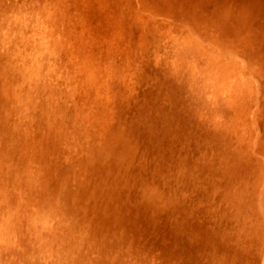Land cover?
Returning a JSON list of instances; mask_svg holds the SVG:
<instances>
[{
  "label": "rangeland",
  "instance_id": "rangeland-1",
  "mask_svg": "<svg viewBox=\"0 0 264 264\" xmlns=\"http://www.w3.org/2000/svg\"><path fill=\"white\" fill-rule=\"evenodd\" d=\"M166 1L0 0V183L40 171L80 264H264V0Z\"/></svg>",
  "mask_w": 264,
  "mask_h": 264
},
{
  "label": "clouds",
  "instance_id": "clouds-1",
  "mask_svg": "<svg viewBox=\"0 0 264 264\" xmlns=\"http://www.w3.org/2000/svg\"><path fill=\"white\" fill-rule=\"evenodd\" d=\"M37 168L0 183V264H80L79 233Z\"/></svg>",
  "mask_w": 264,
  "mask_h": 264
},
{
  "label": "bare ground",
  "instance_id": "bare-ground-1",
  "mask_svg": "<svg viewBox=\"0 0 264 264\" xmlns=\"http://www.w3.org/2000/svg\"><path fill=\"white\" fill-rule=\"evenodd\" d=\"M161 1H162V0H161ZM163 1H164V0H163ZM167 1H169V0H167ZM167 1H166V2H167ZM174 1H175V0H174ZM178 1H179V0H178ZM187 1H188V0H187ZM207 1H208V0H207ZM207 1H206V2H207ZM209 1H210V0H209ZM209 1H208V2H209ZM229 1H230V0H229ZM229 1H228V2H229ZM243 1H244V0H243ZM243 1H242V3H243ZM247 1L249 2V0H247ZM247 1H246V2H247ZM180 2H181V0H180ZM182 2H183V1H182ZM182 2H181V3H182ZM189 2H190V1H189ZM198 2L201 3L202 1H200V0L198 1V0H197V3H198ZM212 2H213V1H212ZM216 2H217V1H215V3H216ZM232 2H233V1H232ZM157 3H160V2L157 1ZM176 3H177V2H176ZM176 3H170V4H171V6H172V5L176 4ZM185 3H186V2H185ZM203 3H204V2H203ZM213 3H214V2H213ZM249 3H250V6L252 7L253 5H251V2H249ZM142 4H143V3H142ZM146 4H147V3H146ZM167 4L170 5L169 3H167ZM177 4H178V3H177ZM177 4H176V5H177ZM179 4H180V3H179ZM243 4H244V3H243ZM253 4H254V3H253ZM257 4H258V3H257ZM261 4H262V2H261ZM176 5H175V9H176ZM193 5H194V4H193ZM193 5H192V6H193ZM200 5H201V4H200ZM200 5H198V7H199ZM208 5H210V3H208ZM216 5H217V4H216ZM227 5H228V4H227ZM230 5H231V4H230ZM232 5H233V4H232ZM240 5H241V4H240ZM245 5H246V4H245ZM166 6H167V5H166ZM166 6H165V8H166ZM224 6H226V5H224ZM247 6H248V5H247ZM122 7H123V6H122ZM147 7H148V6H147ZM160 7H161V6H160ZM177 7H178V6H177ZM186 7L189 8L188 5H187ZM194 7L196 8V5H194ZM198 7H197L196 9H198ZM214 7H215V6H214ZM227 7H228V6H227ZM229 7H230V6H229ZM232 7H233V6H231L230 8H232ZM241 7H242V6H241ZM241 7H240V8H241ZM248 7H249V6H248ZM163 8H164V7H163ZM173 8H174V6H173ZM173 8H170V9H173ZM187 8H185V9H187ZM199 8H200V7H199ZM207 8H208V7H207ZM212 8H213V7H212ZM224 8H225V7H224ZM238 8H239V7H238ZM238 8H237V9H238ZM246 8H247V7H246ZM246 8H245V9H246ZM256 8L258 9V6H256ZM263 8H264V7H263ZM123 9H124V8H123ZM123 9H122V10H123ZM175 9H174V10H175ZM190 9H192V8H190ZM257 9H256V10H257ZM181 10H182V9H181ZM213 10H214V9H213ZM217 10H218V9H217ZM254 10H255V9H254ZM256 10H255V11H256ZM263 10H264V9H263ZM176 11H177V10H176ZM178 11H179V10H178ZM178 11H177V13H178ZM186 11H188V10H186ZM195 11H197V10H194V13H196ZM218 11H219V10H218ZM218 11H217V12H218ZM228 11L230 12V10H228ZM228 11H226V12L228 13ZM237 11H238V10H237ZM259 11H260V10H259ZM259 11H258V12H259ZM181 12H182V11H179V13H181ZM184 12H185V11H184ZM184 12H183V13H184ZM203 12H204V11H203ZM206 12H207V11H205V13H206ZM208 12H209V11H208ZM219 12H220V11H219ZM219 12H218V14H219ZM238 12H239V11H238ZM238 12H237V13H238ZM185 13H186V12H185ZM198 13H199V12H198ZM200 13H201V12H200ZM244 13H245V12H244ZM188 14H189V13H187L186 15H188ZM202 14H203V13H202ZM212 14H213V13H211L209 16H210V17H213ZM228 14H229V13H228ZM242 14H243V13H242ZM242 14H241V16H242ZM190 15L192 16V14H190ZM193 15H194V14H193ZM196 15H197V14H196ZM196 15H195V16H196ZM213 15H214V14H213ZM232 15H234V14H232ZM235 15H236V13H235ZM259 15H260V13H259ZM195 16H194V17H195ZM216 16H217V15H216ZM228 16H229V15H228ZM255 16H256V15H255ZM198 17H199V15H198ZM198 17H197V18H198ZM225 17H226V15H225ZM229 17H230V16H229ZM229 17H226V18L228 19ZM237 17L239 18V14H238ZM237 17H235L234 20H235ZM243 17H245V15H244ZM256 17H257V16H256ZM258 17H259V16H258ZM260 17H261V16H260ZM195 18H196V17H195ZM197 18H196V19H197ZM203 18H204V17H203ZM207 18H208V17H207ZM220 18H222V17H219L218 19H220ZM230 18H232V17H230ZM230 18H229V19H230ZM247 18H248V17H247ZM252 18H253L252 20H254V17H252ZM199 19H200V18H199ZM199 19H197V21H198ZM205 19H206V18H205ZM208 19H209V18H208ZM210 19H211V18H210ZM223 19H224V18H223ZM243 19H244V18H243ZM248 19H249V18H248ZM193 20H194V19H193ZM231 20H232V19H231ZM238 20H239V19H238ZM261 20H262V19H261ZM201 21H202V20H201ZM215 21H216V20H215ZM222 21H223V20H221V22H222ZM219 22H220V21H219ZM230 22H231V21H230ZM243 22H244V21H243ZM243 22H242V23H243ZM249 22H250V21H249ZM252 22H253V21H252ZM252 22H251V23H252ZM256 22H257V21H256ZM205 23H206V22H205ZM225 23H226V21H225ZM236 23H238V22H236ZM240 23H241V22H240ZM247 23H248V22H247ZM210 24H211V23H210ZM213 24H214V23L212 22V25H213ZM215 24H217V22H215ZM220 24H221V23H220ZM217 25L220 26L219 24H217ZM230 25H231V24H227V25L225 24V26L223 25V27L226 28L225 30H223V33L225 34L226 37H227V36L230 37V38L227 37L228 40H229V39H232V38H231V35H233V32H232L233 30H232V28H230ZM232 25H233V24H232ZM235 25H237V24H235ZM245 25H246V24H245ZM241 26H242V25H241ZM221 27H222V26H221ZM243 27H245V26H243ZM243 27H242V28H243ZM251 27H252V26H251ZM218 28H219V27H218ZM233 28H234V27H233ZM195 29H196V28H195ZM207 29L209 30V28H207ZM210 29H211V27H210ZM235 29H236V28H235ZM253 29H254V28H252V30H253ZM241 30H243V29H241ZM245 30H246V29H245ZM248 30H249V27H248ZM248 30H247V31H248ZM250 30H251V29H250ZM195 31H196V30H195ZM243 31H244V30H243ZM196 32H197V31H196ZM237 32H238V31H237ZM250 32H251V31H250ZM250 32H249V33H250ZM201 33H202V32H201ZM203 33H204V32H203ZM216 33H217V32H216ZM220 33H221V32H220ZM223 33H222V34H223ZM247 33H248V32H247ZM247 33H246V34H247ZM207 35H208V34H207ZM209 35H213V34H209ZM234 35H236V34H234ZM215 36H216V35H215ZM236 36H237V35H236ZM238 36L241 37V36H244V35H242V34L239 33ZM232 37H233V36H232ZM248 37H249V36H248ZM213 38H214V37H213ZM224 38H225V37H224ZM233 38H235V37H233ZM238 38H239V37H238ZM243 38H244V37H243ZM243 38L241 39V41L243 40ZM239 39H240V38H239ZM224 40H225V41L222 40L223 43L226 42V39H224ZM232 40H233V39H232ZM245 40H246V39H245ZM249 40H250V39H249ZM253 40H254V39H253ZM205 41H206V40H205ZM241 41H239V43H240V44H241V43L243 44L244 41H243V42H241ZM209 42H210V41H209ZM232 42H234V40H233ZM247 42H248V41H247ZM250 42H251V41H250ZM220 43H221V42H220ZM235 43H237V42H235ZM203 44H204V43H203ZM214 44H215V43H214ZM224 44H225V43H224ZM242 44H241V45H242ZM245 44H246V43H245ZM245 44H243V46H244ZM234 45L236 46V44H234ZM249 45H250V44H249ZM202 46H203V45H202ZM238 46H240V45L238 44ZM246 46H247V45H246ZM250 46H251V45H250ZM254 46H255V45H254ZM203 47H204V46H203ZM206 47H207V46L205 45L204 48H206ZM236 47H237V46H236ZM248 47H249V46H248ZM251 47H252V46H251ZM239 49H240V48H239ZM209 50H210V49H209ZM222 50H224V49H222ZM242 50H243V49H242ZM260 50H261V49H260ZM216 51H217V50H216ZM244 51H245V50H244ZM261 51H262V50H261ZM255 53H256V52H255ZM219 54H221V53H219ZM219 54H217V55H219ZM243 54H244V53H243ZM258 55H259V53H258ZM260 55H261V54H260ZM263 55H264V53H263ZM219 56H220V55H219ZM254 56H255V55H254ZM249 57H250V56H249ZM218 58H219V57H218ZM218 58H217V59H218ZM220 58H221V57H220ZM220 58H219V59H220ZM219 59H218V60H219ZM222 59H223V58H222ZM249 59H250V58H249ZM223 60H226V61H227V59H223ZM220 61H221V60H220ZM220 61H218V62H219V64H221V66H222V64H223L224 61H221L222 63H220ZM229 61H230V60H229ZM239 61H240V60H239ZM218 62H217V63H218ZM247 62H248V61H247ZM247 62H246V63H247ZM240 63H241V62H240ZM250 63H252V61H251ZM219 64H218L217 66H219ZM236 64H237V63H236ZM239 66H240V65H239ZM249 66H251V65H249ZM236 70L238 71V73L240 72L239 69H236ZM248 70H249V69H248ZM250 70H251V69H250ZM246 71H247V70H246ZM226 73H227V72H226ZM226 73H225V74H226ZM235 73H236V72H235ZM255 73H256V72H255ZM242 74H243V73H242ZM240 75H241V74H240ZM225 77H228V78H229V76H228L227 74H226ZM259 77H260V76H259ZM234 78H235V77H234ZM239 78H240V76H239ZM239 78H238V79H239ZM225 79H226V78H225ZM242 79H243V78H242ZM234 80H236V78H235ZM230 81H233V80H230ZM243 81L246 82L245 80H243ZM243 81H242V82H243ZM244 82H243V83H240V84L243 85ZM246 83H247V82H246ZM254 84H255V83H254ZM245 86H246V84H245ZM255 86H256V85H255ZM243 88H244V87H243ZM260 88H261V87H260ZM260 88H259V89H260ZM244 89H245V88H244ZM261 89H262V88H261ZM246 90H247V89H246ZM257 90H258V89H257ZM257 90H256V91L254 90V91H255V92H258ZM248 91H249V88H248L247 92H248ZM260 91H262V90H260ZM244 92H245V91H244ZM244 92H242V93H244ZM250 92H251V91H249L248 93H250ZM251 93H252V92H251ZM253 93H254V92H253ZM244 94H245V93H244ZM235 95H236V94H235ZM253 95H257V94H253ZM239 96H241V98L243 99V96H244V95H239ZM257 96H258V95H257ZM247 97H251V96H247ZM241 98H240V99H241ZM261 98H262V97H261ZM222 99H224V98H222ZM246 99H247V98L245 97L244 104H245V102H247ZM250 99H251V98H250ZM225 100H226V98H225ZM219 101H220V100H219ZM223 101H224V100H223ZM227 101H229V100H227ZM239 101H241V100H239ZM249 101H250V100H249ZM221 102H222V101H221ZM255 102H256V101H255ZM240 103H241V102H240ZM252 103H253V101H252ZM244 104H243V107H245ZM247 104H248V103L245 104V105H246L245 109H247V107H248ZM249 104H251V103L249 102ZM222 105H223V104H222ZM212 107H213V110H215L216 105H214V106H212ZM220 107H221V106H220ZM240 107H242V106H240ZM217 108H219L218 105H217ZM217 108H216V109H217ZM211 109H212V108H211ZM211 109H210V110H211ZM242 109H244V108H242ZM242 109H241V110H242ZM248 109H249V107H248ZM207 111H208V110H207ZM216 111H217V110H216ZM209 112H210V111H209ZM245 112L247 113V111H245ZM243 115H244V114H243ZM248 115H249V114H248ZM257 115H259V114H257ZM213 117H216V115H214ZM257 117H258V116H257ZM257 117H256V118H257ZM255 120H258V119H255ZM253 121H254V120H253ZM253 121H252V122H253ZM252 122H251V123H252ZM257 122H258V121H257ZM259 122L262 123L261 121H259ZM260 123H259V125L261 126ZM254 125H255V124H254ZM257 125H258V123H257ZM259 125H258V127H260ZM251 126H252V125H251ZM262 126L264 127V125H262ZM253 127H254V126H253ZM250 129H251V128H250ZM259 129H260V128H259ZM250 131H252V129H251ZM248 132H249V130H248ZM252 132H254V130H253ZM252 132H249V133L252 135V134H253ZM246 133H247V132H245V134H244V133H243V134L246 135ZM250 134L247 133L246 136H247V137H250V136H251ZM255 134H256V133H255ZM259 134L261 135L262 132H261V133H258L257 135H259ZM248 135H250V136H248ZM257 135H256V136H257ZM263 137H264V134H263V136L261 135V138H263ZM256 138H257V137H256ZM258 138H260V136H259ZM261 138H260V139H261ZM250 139H252V137H251ZM260 139H259V140H260ZM257 140H258V139H257ZM259 140H258V141H259ZM263 140H264V139H263ZM263 142H264V141H263ZM263 142H262V143H263ZM260 143H261V142H260ZM255 164H256V163H255ZM256 166L258 167V165H256ZM257 167H256V168H257ZM251 169H252V168H251ZM259 169H260V168H259ZM256 171H257V170H256ZM258 175H259V174H258ZM258 175H256L255 177H260V176H258ZM262 178H263V177H262ZM257 179H258V178H257ZM258 180H259V179H258Z\"/></svg>",
  "mask_w": 264,
  "mask_h": 264
}]
</instances>
